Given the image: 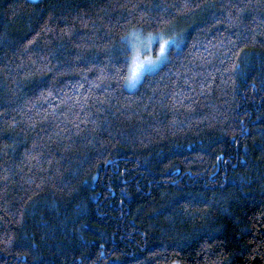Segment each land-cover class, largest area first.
<instances>
[{
  "label": "trees",
  "instance_id": "1",
  "mask_svg": "<svg viewBox=\"0 0 264 264\" xmlns=\"http://www.w3.org/2000/svg\"><path fill=\"white\" fill-rule=\"evenodd\" d=\"M0 264H264V0H0Z\"/></svg>",
  "mask_w": 264,
  "mask_h": 264
},
{
  "label": "snow or ice",
  "instance_id": "2",
  "mask_svg": "<svg viewBox=\"0 0 264 264\" xmlns=\"http://www.w3.org/2000/svg\"><path fill=\"white\" fill-rule=\"evenodd\" d=\"M136 30L133 29L129 32L128 36H134ZM175 37H170L167 40L161 39L159 42V50L156 56H145L143 59L140 58L139 53L132 57L131 64L129 65V76L128 83L135 82L139 80L140 76L146 71L155 68V66L161 64L163 61L167 60V50ZM134 47V45H133Z\"/></svg>",
  "mask_w": 264,
  "mask_h": 264
},
{
  "label": "rangeland",
  "instance_id": "3",
  "mask_svg": "<svg viewBox=\"0 0 264 264\" xmlns=\"http://www.w3.org/2000/svg\"><path fill=\"white\" fill-rule=\"evenodd\" d=\"M161 39L166 40L160 35H154V36H150V37H143V36L134 37L133 38V45H134L133 56H135L137 53H139V56L141 59H143L145 56H153V57L156 56L158 53V50H159V42ZM169 48H170V46L168 47V50H169ZM168 50H167V53H168ZM161 64L155 66V68H153L151 70H146L140 76L139 80L132 82L131 84L128 83L127 88L130 90L135 89L144 74L153 72L158 67H160Z\"/></svg>",
  "mask_w": 264,
  "mask_h": 264
}]
</instances>
